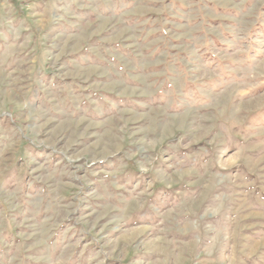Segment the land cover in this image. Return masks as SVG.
Returning a JSON list of instances; mask_svg holds the SVG:
<instances>
[{
	"label": "rangeland",
	"instance_id": "rangeland-1",
	"mask_svg": "<svg viewBox=\"0 0 264 264\" xmlns=\"http://www.w3.org/2000/svg\"><path fill=\"white\" fill-rule=\"evenodd\" d=\"M0 264H264V0H0Z\"/></svg>",
	"mask_w": 264,
	"mask_h": 264
}]
</instances>
